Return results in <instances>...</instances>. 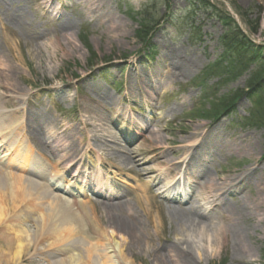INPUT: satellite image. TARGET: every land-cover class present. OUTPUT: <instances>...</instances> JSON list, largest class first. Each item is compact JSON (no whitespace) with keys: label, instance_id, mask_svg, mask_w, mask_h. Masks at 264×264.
<instances>
[{"label":"rangeland","instance_id":"obj_1","mask_svg":"<svg viewBox=\"0 0 264 264\" xmlns=\"http://www.w3.org/2000/svg\"><path fill=\"white\" fill-rule=\"evenodd\" d=\"M12 1L0 0V95L7 84L13 85L18 94L12 96L19 98L23 110L45 115L44 122H34L37 128L56 123L60 133L71 129L82 142L77 143L81 151L87 140L99 138L77 164L86 168L87 161L93 175L96 169L110 172L111 178L116 175L114 185L122 198L106 201L90 193L64 197L74 202L78 214L73 232L60 212L63 208L52 206L54 197H62L60 192L50 184L52 195L47 198L23 191L22 182L10 173L41 184L46 177L16 172V153L4 157L6 151L0 149L2 165L14 168H0V207L5 212L0 220V264H112L101 234L113 236L133 264H182L179 257L169 256L177 250L190 256L192 264H264V0ZM2 4L11 13L17 11L19 27L3 16L11 13ZM90 7L98 8L91 14ZM64 21L71 23L65 36L59 29ZM236 43H246L248 49ZM178 62L190 67L189 74H176ZM251 81L257 83L248 88ZM102 93L106 98L97 95ZM0 108L13 109L4 104ZM118 110L121 118L115 117ZM256 115L260 125L253 119ZM200 126L204 132L214 126L219 130L210 142L217 143V149L205 158L210 175L219 182L229 175L243 179L233 191L223 189L231 195L222 199L237 209L232 217L222 211L213 216L209 206L222 200L216 197L219 193L206 195L196 184H185L180 206L168 203L170 197L162 192L176 171L172 165L184 159L188 137ZM59 140L50 147L61 145ZM24 146L22 151L31 150L27 141ZM35 152L29 156L43 160L41 167L48 168L57 156L47 147L43 159ZM94 153L100 157L98 165ZM122 155L133 161V168L121 163ZM124 166L128 171L121 169ZM58 169L63 173L64 163ZM248 169L256 171L255 178H246ZM53 171L49 167L45 174ZM4 176L17 194L1 185ZM62 178L59 186L69 182ZM194 183L203 182L199 178ZM108 186L102 189L104 196ZM88 200L111 207L119 203L120 209L88 205ZM171 206L213 214L205 223L207 231L179 228L172 223ZM120 224L130 226L125 239L120 238ZM20 243L27 251L11 261Z\"/></svg>","mask_w":264,"mask_h":264},{"label":"bare ground","instance_id":"obj_2","mask_svg":"<svg viewBox=\"0 0 264 264\" xmlns=\"http://www.w3.org/2000/svg\"><path fill=\"white\" fill-rule=\"evenodd\" d=\"M9 3L8 4H12V0H6ZM88 1H92V0H88ZM5 3V2H4ZM88 3V2H86ZM3 5V4H2ZM45 5H47V3H45ZM92 6V5H91ZM3 7L10 11V13L12 12L11 10L7 9L4 5ZM96 8H89V13H94ZM2 9H0V12ZM17 12V11H16ZM13 12L11 14H7L5 12H3V16H6L7 20L14 22V24L16 26L19 27V23H18V19H17V13ZM59 29L61 31V33L67 34V32H69V30L71 29V23L69 21H64L62 22L61 25H59ZM167 53V52H166ZM179 63V62H178ZM176 63L174 65L175 71H177V75L178 76H185V74H189V70L190 67H184L182 66L180 63V65ZM176 74H174L175 76H177ZM9 77V75H6ZM9 80V79H8ZM1 86V85H0ZM106 87V85H105ZM6 90H4V94L0 95V107L2 104H4L5 107H12V111L10 112H4L0 110V149H4L5 155L9 156L11 154H15V156L17 158H19V164H17V166H15L14 164V168H16V172L20 171L23 173H27L30 174L34 177H38V178H43L46 177L45 175V171L48 172V168L52 167L54 170L52 173L49 172L47 174L46 179L44 178V180L50 184V187H52L53 189H57L60 191V194L62 195V197H54L53 198V202L55 204H53L52 206L58 210V206L62 207L63 209L60 210V212H62L63 214H65V216L68 217L67 220V224L69 226L74 227L73 228V232L76 231V225L75 224V217L78 216V214H76L72 209L74 206V202H70L69 200L65 199L64 197H67L68 199H74L77 198L78 195L75 196V193L73 191V188H76L77 191L79 189L78 192H82L80 186L78 183H80L79 177H81V168L79 166H77V168H75L76 173H74L72 175V177H75V182H72V178L69 182L65 183L64 187H59L58 183L59 181H61L63 178L62 176H67V167L71 166L74 167L78 161L82 162L83 158L85 157L86 153L88 150H90L91 148H95V145L98 144L101 140L99 138H94L93 140H87V142L83 145L84 146V150L81 151V148L77 146V143H82L80 140L78 141L77 138H75V136H73V132L71 131V129H65L64 131H62L61 133L59 132L58 128H56V123H51L48 127H44L43 126H39L40 128L36 127V124L34 122H37V120H40L43 122L46 120L44 117L45 115L42 113H39L38 111H31V110H26L22 107H20V100L17 96H12V93H14L15 95L18 94V92L15 90V87L13 85H9L7 84L5 87ZM14 89V90H13ZM15 91V92H14ZM11 94V95H10ZM100 95L102 97L106 98V95L102 94H97ZM1 98H8L7 101L2 100ZM108 98V97H107ZM98 99V98H97ZM104 100V98L102 99ZM14 101V102H12ZM2 102V103H1ZM103 103V101H101ZM36 105V102H35ZM32 106V105H31ZM30 107L28 106V109ZM1 109V108H0ZM26 111V114H24ZM120 113V114H119ZM15 114L20 115V118H16ZM122 113L120 110L117 111L116 113V118H121ZM25 118V119H24ZM98 118H101L100 116H98ZM39 120V122H41ZM131 121V119H130ZM19 122V124H17ZM49 121L45 122L48 123ZM88 124V123H87ZM19 126V127H18ZM89 126V124H88ZM144 126H140L141 130L144 131L147 128L142 129ZM219 127V125H218ZM218 127L214 126L211 130L209 129L208 132H204L202 126L194 129V132L188 137L187 139V143L186 142V146L184 149V159L181 161H177L176 163H174L171 167V170H175L177 168V166H182V170L183 173L185 175L183 181H180V179L178 181H176L177 183V187H181V189H183L185 191V183L189 182L191 184V187L194 188L195 184L198 187V189L202 190V192L206 195H210L212 192H218V196L217 199L220 200L222 199V197H224L225 195L227 196V194H230L227 189L232 190V188H235V186L237 187L242 181L239 179V176H235V175H229L228 177H226L225 179H223L221 182H219L218 179L213 178L210 173L209 170L206 166L205 163V158L206 156H210L213 151L217 146V143H210L211 139L218 133ZM37 129H40L39 131ZM148 132L150 133V131L148 130ZM59 137V141L58 143L62 142L61 145H56L55 146H51V143H56L57 139ZM111 137V136H110ZM27 141L30 146H31V150H25L22 151V147L24 146L23 141ZM208 140V141H207ZM51 141V142H50ZM12 142H14L12 144ZM92 142V143H91ZM185 143V142H182ZM14 144H17L16 146ZM208 146V149H205L204 147ZM8 147V148H7ZM46 147L49 148V151L51 153H55L57 156L54 155V157H52L53 162L51 163L50 161L48 162V168L47 166L41 167L44 165V161L42 160H36L33 158H30L29 154H33L35 151V153L41 158L43 159V153H45ZM158 147V146H157ZM24 148V147H23ZM79 148V149H78ZM111 150V149H110ZM175 153H177L176 151H174ZM208 153H210V155H207ZM79 155V156H78ZM13 156V155H12ZM120 156V155H118ZM123 157L125 155H122ZM14 157V156H13ZM121 158V157H120ZM14 160V158H13ZM65 160H68L67 162ZM93 160L98 164L100 157L97 154H93ZM64 163L65 166V170H63V173L60 171V169H58L59 167H61ZM121 163L126 164L128 167L130 166L131 168H133V161L125 156L124 159H122ZM172 163V162H171ZM52 165V166H51ZM19 166V167H18ZM18 167V169H17ZM76 167V166H75ZM0 168L3 170H7V169H14V168H8V167H4L2 165V162L0 160ZM124 171H128L127 167L124 166L121 168ZM98 170V169H97ZM168 171V172H171ZM250 170V169H248ZM246 170L244 171V175H246V178H255L256 177V171L252 169V171L249 173V171ZM121 171V170H120ZM133 171V170H131ZM19 172V173H20ZM89 173V175H87V177H85L86 175L82 174V177L85 178L83 182V186L86 189H90V191L92 192V195H96L98 196V198L103 199L104 195L102 194V190L104 186H102L104 183H102L101 181L104 180L105 184H107L108 179L109 180H116L115 176H112L113 178H108L106 176H108V173H105L104 178H102L101 180V174L102 172L99 170L98 175H93L90 174V172H86ZM249 173V174H248ZM10 175L14 180H18L22 185V190L23 191H31L33 192V196L37 195L38 198L40 195L44 196V197H48L49 195H52V192L49 190L50 187L49 185L46 184H41L38 183L34 180L31 179H24V177L19 176V175H15L13 173H10ZM264 175V174H263ZM202 179L203 183H194L195 180L198 179ZM262 178V179H261ZM3 179V178H2ZM94 181H93V180ZM182 179V178H181ZM156 180V179H154ZM260 180L262 182H264V176L260 177ZM5 183L1 182V185H7V191L9 192V194H17L16 192L18 191L17 188L15 190V188H13L11 185H8V179L7 176H4V180ZM93 181V182H92ZM117 181H120L117 179ZM241 181V182H240ZM122 183H124L126 186L131 187V184H129L126 181H120ZM91 183V184H90ZM102 184V185H101ZM1 187V186H0ZM11 187V188H10ZM93 187V188H92ZM116 186L111 185V188L108 192L109 196H115L116 199L112 200V201H120V199L122 198L121 196L118 197L117 193H119L117 187ZM227 187L226 191H223V189ZM59 188V189H58ZM240 188V187H239ZM100 189V191L98 190ZM171 189V187H170ZM180 189V190H181ZM218 190V191H217ZM235 190V189H234ZM240 190V189H239ZM96 191V192H94ZM222 191V192H220ZM233 191V190H232ZM169 194H171L172 199H169L168 203H173L174 206L178 205L179 203L174 202L177 200V195L176 192L172 189L171 191H167ZM51 193V194H50ZM191 193V190H190ZM215 197V198H216ZM188 202V200H187ZM92 204H96L98 206H102V207H106L108 208V210H119L120 209V204L117 203L114 205V207H111L108 202H97V203H93L91 201H87L88 205ZM113 204V203H110ZM80 207H83V204H80ZM170 206V205H169ZM180 206V205H178ZM177 206V208L171 206L169 209V213H170V217L172 219V223L176 224L179 226V228H187L188 231L191 232V229L194 230V232L200 231L203 228V231H207L205 228V223H207L208 221H211L213 216H216L215 212L216 211H222L224 214H227L229 217L233 216V212L234 215L236 214L237 210L236 208H233V206H231V204H229V202L226 200V198L222 199L221 201L217 202L214 201L211 203V205L209 206L210 208L212 207V212H213V216L210 215V212L208 214H199V211L197 208H194L192 206H190V208L187 209V211L181 210V208H179ZM205 213H207L206 211H204ZM5 214L4 210L2 209V207H0V220L2 219L3 215ZM125 228V229H124ZM119 234H120V238H126L127 236H129L128 232H126V230L128 231L130 229L129 225H124V224H120L119 225ZM186 230V229H185ZM157 231V230H156ZM161 232L163 231V228L160 230H158L157 232ZM79 232V231H78ZM200 233V232H199ZM235 236H239V232H237L236 230L234 231ZM82 234V233H80ZM197 234V233H196ZM225 234H222L221 238H225ZM70 235V234H68ZM79 235V234H78ZM102 239L107 243V248H105V251L107 252L106 254H109L110 259L108 260L109 262L111 261L112 264H133L130 261H126V259L124 258V254H123V249L122 247H120L119 243L116 242L114 240V237L112 236L111 238H106L105 234H101ZM208 237V236H206ZM213 241V240H212ZM210 242V240H209ZM22 244L20 243L18 245V249L16 251V253L14 254V257L11 259V261L15 258H17L18 260L21 258V255H23L27 250L23 251V248L21 247ZM27 249V248H26ZM96 249V248H95ZM173 253H169L170 258H172V260H176L177 257H179L181 259V263L182 264H192L193 263V259L190 258V256L188 255H184L185 253H182L180 251H176ZM93 255V254H92ZM104 258H107L106 255ZM89 263V262H88ZM8 264H13V261L8 263ZM72 264V263H71ZM94 264V263H93ZM96 264V263H95Z\"/></svg>","mask_w":264,"mask_h":264},{"label":"trees","instance_id":"obj_3","mask_svg":"<svg viewBox=\"0 0 264 264\" xmlns=\"http://www.w3.org/2000/svg\"><path fill=\"white\" fill-rule=\"evenodd\" d=\"M148 31V30H147ZM234 31L236 32V34L238 35V36H240V37H242L243 38V36H242V33L240 32V30L238 29V27L235 25V27H234ZM245 41V40H244ZM247 43V42H246ZM246 43H236L235 45L237 46V47H239V48H242V49H244V50H247L248 49V44H246ZM254 74H256V73H254ZM258 76L260 75V74H257ZM258 76H256L255 77V79L258 77ZM260 77H261V75H260ZM259 77V78H260ZM253 81H251L250 82V84H248V88H253V86H255V84L257 83H255V82H253ZM255 83V84H254ZM248 88H246V90H248ZM232 98H234V95L232 96ZM258 102V104H260L261 103V101H257ZM227 104V103H226ZM257 103H256V105H258ZM220 106V105H219ZM215 107H217V105L215 106ZM219 108H221V107H217L216 109H219ZM253 119H254V121H256L255 123H256V125H260L262 122H264V121H260L259 119H260V117H259V119H258V117H257V115L255 116V118L253 117Z\"/></svg>","mask_w":264,"mask_h":264}]
</instances>
